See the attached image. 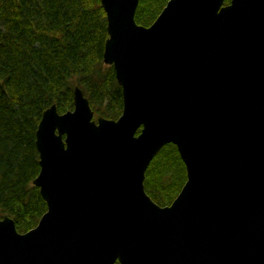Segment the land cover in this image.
Masks as SVG:
<instances>
[{"label": "water", "instance_id": "1", "mask_svg": "<svg viewBox=\"0 0 264 264\" xmlns=\"http://www.w3.org/2000/svg\"><path fill=\"white\" fill-rule=\"evenodd\" d=\"M98 1L120 113L77 86L41 112L45 210L24 232L0 218V264H264V0H166L147 26L138 0ZM166 143L185 179L158 205L142 181Z\"/></svg>", "mask_w": 264, "mask_h": 264}, {"label": "trees", "instance_id": "2", "mask_svg": "<svg viewBox=\"0 0 264 264\" xmlns=\"http://www.w3.org/2000/svg\"><path fill=\"white\" fill-rule=\"evenodd\" d=\"M165 2L138 0L134 21L147 26ZM106 36L98 0H0V218L10 217L17 232L33 227L45 210L32 184L41 112L51 103L58 113L71 109L77 86L93 117L120 113V87L101 59ZM184 179L177 150L166 143L148 162L143 189L166 205Z\"/></svg>", "mask_w": 264, "mask_h": 264}, {"label": "rangeland", "instance_id": "3", "mask_svg": "<svg viewBox=\"0 0 264 264\" xmlns=\"http://www.w3.org/2000/svg\"><path fill=\"white\" fill-rule=\"evenodd\" d=\"M178 153V152H177ZM181 160V159H180ZM184 166V165H183Z\"/></svg>", "mask_w": 264, "mask_h": 264}]
</instances>
